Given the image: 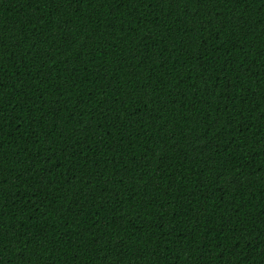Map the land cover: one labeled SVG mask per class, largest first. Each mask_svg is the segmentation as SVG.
I'll list each match as a JSON object with an SVG mask.
<instances>
[{"label": "trees", "instance_id": "1", "mask_svg": "<svg viewBox=\"0 0 264 264\" xmlns=\"http://www.w3.org/2000/svg\"><path fill=\"white\" fill-rule=\"evenodd\" d=\"M0 264H264V0H0Z\"/></svg>", "mask_w": 264, "mask_h": 264}]
</instances>
